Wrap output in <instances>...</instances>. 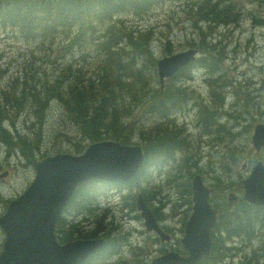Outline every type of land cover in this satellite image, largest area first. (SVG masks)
<instances>
[{
  "label": "rangeland",
  "instance_id": "374dc122",
  "mask_svg": "<svg viewBox=\"0 0 264 264\" xmlns=\"http://www.w3.org/2000/svg\"><path fill=\"white\" fill-rule=\"evenodd\" d=\"M223 1L147 0L142 4L143 0H134L130 5L121 8L124 12L114 16L112 22L126 25L124 30L120 28L121 32L134 28L130 40L124 35L128 40L126 51L140 52L144 56L140 55L133 61L121 56L112 62H107L102 57L94 58L84 65L86 82L78 74L72 73H69L68 78L65 79V89L75 82L85 83V87L91 88L90 82L99 83L103 68L108 65H114L115 70H105L103 75L106 78L121 76L119 78L121 83H108L99 92L97 98L105 97L110 101V107L106 110L108 113L116 109L117 113L128 114H124L119 120L123 129L118 133L112 131L103 134L98 140L113 137L110 139L116 141L124 139L126 143L146 146L148 144L146 133L149 132L156 148L163 137L153 131L154 125L163 124V117L173 116L177 119L175 125L179 126L180 123L187 125L185 131L187 138L196 142V150L192 148L193 154L185 159L184 168L175 167L173 164L163 166L162 163L154 166L153 163L147 162L143 164L140 174L132 183L133 186L141 189L139 193L142 194L144 202L156 206L153 214L163 230L169 226L167 232L172 237L171 246L159 243V238L149 234L144 222L138 220L139 212L135 207L137 196L130 201L128 190L108 188L106 190L111 193L104 194L102 184L94 183L85 184L75 192L70 206L64 213L68 224L62 228L61 233L58 232V235L66 233L70 226H74L79 230H92V235L95 237L104 236L106 245L96 256L88 260L87 264L105 262H108L105 264H146L154 253L158 255L165 248L170 247L169 251H172L175 246L180 248L178 244L183 236L182 228L188 219L185 210L181 211L190 197V184L187 178L197 169H200L204 176L203 183L212 188L215 201L220 204L221 213L215 239L217 249L202 264H215L218 261L222 264L256 262L264 264V249L260 248L264 240L263 229L256 226L257 234L253 240L243 235L232 237L224 231V226L229 229L233 227L230 224V214L237 211L234 206L226 204L224 197L233 190V182L242 174L239 169L240 164L252 162L254 165L258 160L264 164V149L256 152L251 144L255 125L264 124V26H250L251 18L253 21L255 19L264 21V0H259L260 4L256 2L257 0ZM213 4L225 9L224 22L219 21L218 16L221 14L211 13L209 8ZM229 21L233 24L228 23ZM8 22L0 18V66L8 68L0 77V84L7 75L15 73L19 76L27 68L32 56L45 58L52 55L64 42L66 36L75 30L74 27L67 30L60 28L52 35L44 34L39 30L34 35L31 32H19L17 27ZM149 26L163 31L164 36L153 37L151 31L144 30ZM116 31L119 30L115 29L111 35H118ZM82 32L81 30L76 36L78 39L82 38L84 43H88ZM251 34L253 43L249 44ZM96 38L99 39L98 36ZM202 40L205 41L206 48L201 46ZM110 43L114 46L120 44L115 37H111ZM192 48L197 49L196 60L181 73L165 80L164 90L170 87L178 98L173 97L174 102L169 104L164 102L163 111L152 109L156 106L149 109L151 104L158 103L159 99L155 100L153 97L157 98L162 93L155 64L158 62L159 70L168 75L174 69L173 63L187 60L191 58V54L166 59L162 57L184 50L189 51ZM55 74L56 72L45 73L47 77ZM143 79L149 82L148 87L141 85ZM54 85V82L49 84L42 79L29 81L27 90L30 97L35 100L32 103L44 106V103L40 102L50 98L47 89H51ZM128 87L136 94L142 91L146 96L142 97L139 94L140 97L133 98L128 94ZM156 89L157 93H155ZM36 92L40 93L39 97L35 96ZM74 97L75 95L68 100V106L72 108L68 110V114L75 119L79 116L78 102H84V99L81 95H76V100ZM111 100H115L114 103ZM57 102V99L48 102L43 118L42 135L32 134L39 128L34 124L27 134L20 136V142L24 147L37 148L35 154L37 158L59 150L78 154L88 143L94 141L60 113ZM201 102L208 108L221 110L214 115V120L211 114L205 117L207 127L212 130L210 132L202 130L204 125L200 124L198 109L194 107L196 103ZM93 104L94 102L91 101L90 106ZM87 105L89 102L86 103ZM72 110L76 113L71 112ZM25 112L26 109L19 116L18 128L24 127L25 122L35 121L33 114L25 117ZM90 112L92 113L93 109H90ZM87 117L90 119L91 116L87 114ZM89 119L82 118L83 121L77 122L87 125ZM189 121L194 122L198 128L194 130ZM5 125L9 127L10 122ZM1 126L0 137H5L6 131L2 130ZM180 139L182 143L180 142L179 145L190 149L188 141L184 138H178V141ZM186 149L179 148L174 152L171 149V155L167 157L171 160L180 159L188 154ZM22 158L24 160L11 155L5 159V155L0 152V161H4L7 166V168L0 167V193L3 194L0 196V211L1 203L5 199L15 193H22L30 182L31 167L27 166L22 173L18 170H21L20 166H26L31 157ZM157 158L162 159L161 156ZM145 179H150L151 187L144 189ZM186 189H189V194ZM82 194L86 196V200L81 204L86 206L89 198L95 204L93 213H85L88 216L82 214V209H74L81 206L76 203L81 201ZM94 204L89 206L92 207ZM132 225L134 227L130 241L133 245H129L126 240L122 241V237L127 235L125 228ZM1 235L0 230V242ZM227 243L241 247L236 250H224L222 246ZM111 244L115 248L114 253L105 255ZM122 247L123 250L119 251ZM243 254L246 258H243Z\"/></svg>",
  "mask_w": 264,
  "mask_h": 264
},
{
  "label": "trees",
  "instance_id": "16d2710c",
  "mask_svg": "<svg viewBox=\"0 0 264 264\" xmlns=\"http://www.w3.org/2000/svg\"><path fill=\"white\" fill-rule=\"evenodd\" d=\"M132 1L134 0H0V18L4 21H9L8 23L17 27L19 32H31L35 35L39 30H41L44 34L52 35L60 28L64 30L70 29L71 27L75 28L73 32H70L66 36L64 42L60 47L55 49L52 55L45 58L32 56L27 68H25L19 74V76L15 73L7 75L4 78V82L0 84V125H2L1 129L6 131V136L0 137V152L5 155V159L11 155H16L21 159H23L22 157L29 156L31 157L29 164H31L33 160L37 158L35 155L37 153V148L24 147L20 142V136L22 134H27L29 129H31L34 124H36L39 128L32 134L42 135L43 118L46 113V109L48 108V102L51 99H57L60 113H62V115L70 123L79 127L80 130L92 140L98 141V139L103 134H107L108 132L112 131L118 133L123 129V125L122 123H119V120L122 116H124V114H128L117 113L116 109H113L110 111V113H108L106 110H108L110 107V101L105 97H100L99 99L97 98L99 92H101V90L108 83L120 82L119 78L121 76L110 79L103 75L104 71L107 69L115 70L114 65H108L104 67L102 77H99V83L96 84L91 81V88L89 86L85 87V83L75 82L73 85H69V88L65 89L64 81L68 78V74L72 73L78 74L86 82V70L84 69V65L87 62L92 61L94 58L102 57L106 59L107 62H112L121 56L129 58L131 61L135 60L136 57L140 55L144 56V54L140 52L137 53L135 51H126V48L128 47L127 41L131 39L134 28H129L121 32L124 30L126 25L122 26V23L120 22H112L114 16L124 12L121 11V8L125 7L126 5H130ZM146 1L147 0H143L142 4L146 3ZM181 1L184 2L185 0ZM256 2L258 4L261 3L259 0ZM218 7L220 9H218ZM228 7L231 8V6ZM209 9L211 13H217L219 15L221 14L218 16L220 22L225 21V18H223L225 15V9L223 7L218 4H213ZM215 18H217V16H215ZM228 23L231 22L229 21ZM250 23V26H264V21L257 19L253 21V18H251ZM120 28H122V30H120ZM115 29L119 30L116 31L118 35L113 36L111 33L115 31ZM81 30L83 31L82 33H84L83 37L87 39L88 43H84L82 38L78 39L76 36ZM144 30L151 31L153 37H157L159 35L164 36L165 34L163 31L156 29L154 26H149ZM124 35L127 36L128 40L126 37H124ZM96 36H98L99 39H97ZM111 37H115L116 40L120 42V44L118 46H114L112 43H110ZM250 37L249 44H252V34ZM201 46L203 48L207 47L204 40H202ZM44 64L45 66H43ZM7 69V67L0 66V77L3 76ZM182 71L183 70L178 72V74ZM49 72H56V74L52 75L51 77H47L45 73ZM34 79H42L49 82V84L52 82L55 83L51 89H47L50 98L45 102H40L44 103V106H37L33 104L32 101L35 100H33L28 93L27 83ZM141 85L148 87L149 82L143 79L141 81ZM129 88L130 87H128V90ZM170 89V87H166L165 90L164 87L160 88V92L163 90L167 91L161 97H153L155 100L159 99L158 103L155 102L151 104L149 108L156 106L152 109L163 111L162 105L164 102L167 104H169V102H174L173 97L177 96ZM155 93H157V89ZM128 94L133 98L137 96H146V94L142 93V91L139 93L140 96L133 90H129ZM73 95H75L74 100H76V95H81L84 99V102H78L79 110L77 111L79 116L75 117V119L68 114V110L72 109L68 106V100L71 99ZM35 96L39 97L40 93L36 92ZM91 101H93L94 104L90 106ZM111 101L114 103L115 100ZM179 101L181 102L182 100ZM87 102H89V105L86 106ZM85 106L86 109L84 110ZM167 108L169 109V106H167ZM24 109H26L24 116L26 117L29 114H33L35 121L25 122V127L18 128V119L19 116L24 113ZM90 109H93L92 113L90 112ZM197 109L198 115L201 118L200 124L204 125L202 130L209 132L212 131L207 127L205 117L211 114L213 117L212 120H214V115L218 112V110L208 108L202 102L197 105ZM20 110L21 113H19ZM71 112L75 111L72 110ZM86 113L91 116L90 119L87 117ZM82 118H85L86 120L89 119V124L85 125L83 123L77 122L83 121ZM162 120L164 122L163 124L157 123L153 128V131H155L158 136L163 137V140L159 141L158 147H154V142L151 139L149 132L146 133L148 144L144 146L145 156L143 164L149 162L153 163L155 166L161 162L163 166L173 164L175 167L184 168L183 163L185 162V159L193 154L192 142L189 138H187L184 126L175 125L173 116L166 118L163 117ZM7 121L10 122L9 127L5 125V123H8ZM165 126H168V128H164ZM185 126L187 127V125ZM178 138H184L187 140L190 149L180 146L179 143H182V139L178 141ZM122 142L126 141L123 139ZM179 148L186 149L188 154L186 156H182L180 159L175 160H171L167 157L171 155V149L174 152ZM160 156L162 157L161 160L157 158ZM0 167L7 168L6 163L4 161H0ZM139 174L140 170L135 177L127 182L107 183L102 181L101 184L103 187L114 186L118 189L128 190L129 199L132 201L141 190L140 188L132 185L133 181ZM144 183H146L145 185L147 188L151 187L150 179H145ZM81 188L82 186L77 188V190ZM77 190L75 192H77ZM81 197L82 195L80 198ZM72 198L70 199L68 206H70ZM80 205L81 209L85 211V206L81 203ZM243 207L245 210L252 213L258 211L256 206L244 205ZM85 216L88 215L85 214ZM256 221L264 226V215L259 216ZM66 224L67 223L64 220L63 215L60 221L57 223L56 230ZM250 227L251 225L248 222L245 224V226H242L238 222V233H244L248 231ZM62 237L66 238V234H64Z\"/></svg>",
  "mask_w": 264,
  "mask_h": 264
},
{
  "label": "water",
  "instance_id": "95a60500",
  "mask_svg": "<svg viewBox=\"0 0 264 264\" xmlns=\"http://www.w3.org/2000/svg\"><path fill=\"white\" fill-rule=\"evenodd\" d=\"M189 53L191 58L173 63L174 69L168 75L191 60L195 51L181 52L176 56ZM252 141L264 145V125L258 124L255 127ZM140 156L138 147L122 146L115 142H98L89 145L80 155L58 153L34 162V180L22 195L10 202L6 212L0 217V226L5 234L0 251V264H79L94 249L101 246L103 240H75L64 245L58 244L54 236V226L61 211L77 185L91 178L126 179L129 176L126 174L133 173L136 169ZM258 169L261 170L259 165L255 170ZM249 180L250 178L241 184L247 185ZM200 184V179L194 177L192 193L196 202L195 209L206 213L209 224H192L188 221L183 243L200 246L202 240V246L196 248L188 258L164 264H192L207 251V236L204 234L200 240L197 233L190 229L192 225H197L198 228L203 226L207 233L212 222L207 194ZM258 187L264 195L262 182ZM228 197L230 200L235 198L232 195ZM136 206L144 219L146 229H156L151 211L141 198ZM191 217L197 221L196 213Z\"/></svg>",
  "mask_w": 264,
  "mask_h": 264
},
{
  "label": "flooded vegetation",
  "instance_id": "af4514ba",
  "mask_svg": "<svg viewBox=\"0 0 264 264\" xmlns=\"http://www.w3.org/2000/svg\"><path fill=\"white\" fill-rule=\"evenodd\" d=\"M258 144H260V143H258ZM258 147L259 148L256 150V152H259L261 150L260 145H258ZM261 163L262 162L260 160H258V161L255 162L254 165L251 162L250 166H247V165L243 166L242 174H240L239 179L237 181L233 182V185H232L233 193L230 194V195L234 196L235 198H234V200L230 201L228 206H231V207L234 206L235 209H238V205L240 203H242V200H244V201L248 200V201H250V202H252L254 204V205H249V206H256V207H263L264 208V199H262V198L257 196V192H258L257 181H258V178H260L261 176L264 175V171H261L259 169L255 170L256 167L259 164H261ZM198 175H200L201 177H204L202 175L200 169L196 170L195 176H198ZM249 178H250V180L248 181L247 185H242L241 184L242 181L247 180ZM189 184L191 186L190 197L188 199V202L185 203V206L181 209V211L185 210V213L187 214V217H190L192 215V213H193V211L195 210V207H196V202L194 200V193H192L193 179L191 181H189ZM239 192H243L242 197H239V195H238ZM209 201H210L211 206L214 209H219L220 204L217 201H215L214 194H212L209 197ZM144 204L146 205L145 202H144ZM151 214H152V217H153V219L155 221L156 229H150L149 230V234L155 235L157 238H159V243H161V244H164V242L172 243V240H170V239L163 240V234L167 233V231L169 229V226H168V228L166 230L160 229L153 212H151ZM260 215H264V209L260 210V208H258V211L254 212V213H252L250 211H247L245 209H239V213H238L239 223L241 225H244V224H246L248 222L250 225H253L254 222L256 221V219ZM220 220H221V217H219V219L216 222V224L214 225L213 231L211 233V237H210V252H209V254H211V255L217 249V244H216V241H215L216 236H215L214 232L218 228V226L220 224ZM175 251L177 253L181 254V255H185L186 254V250L185 249L175 248Z\"/></svg>",
  "mask_w": 264,
  "mask_h": 264
},
{
  "label": "bare ground",
  "instance_id": "6f19581e",
  "mask_svg": "<svg viewBox=\"0 0 264 264\" xmlns=\"http://www.w3.org/2000/svg\"><path fill=\"white\" fill-rule=\"evenodd\" d=\"M179 53H180V52H177V53H174V54H171V55L164 56V57H162V58H174V57H176ZM162 58H160V59H162ZM160 59H158V60H160ZM158 60H157V61H158ZM156 69H157V68H156ZM157 74H158V78H159L160 88H163V87L165 86V80L168 79V78H170V76L167 75L166 73H164V72L158 70V69H157ZM251 144H252V146H253V148H254L255 150H257V149L259 148L257 144H254V143H251ZM232 193H233V190L229 191L228 194H227V196L230 195V194H232ZM187 220H188L190 223H192V224H197V221H196L194 218H192V217H188ZM156 221H157V219H156ZM157 223H158V221H157ZM158 225H159L160 229L163 230V228L160 226L159 223H158ZM183 234H184V231H183ZM134 264H135V263H134Z\"/></svg>",
  "mask_w": 264,
  "mask_h": 264
}]
</instances>
